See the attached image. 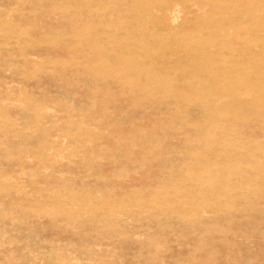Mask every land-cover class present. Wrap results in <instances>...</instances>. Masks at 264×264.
<instances>
[{"label":"rangeland","instance_id":"1","mask_svg":"<svg viewBox=\"0 0 264 264\" xmlns=\"http://www.w3.org/2000/svg\"><path fill=\"white\" fill-rule=\"evenodd\" d=\"M207 1L0 0V264H264V5Z\"/></svg>","mask_w":264,"mask_h":264},{"label":"bare ground","instance_id":"2","mask_svg":"<svg viewBox=\"0 0 264 264\" xmlns=\"http://www.w3.org/2000/svg\"><path fill=\"white\" fill-rule=\"evenodd\" d=\"M153 1L154 2H152L150 5V8L153 9V12L150 11V13H149L151 15H155L156 12H160L163 7L170 8L172 5H174L173 4L174 2H169V0H167L168 1L167 3H165L166 0H153ZM215 1H216V3H214V0H209V1H207V3L202 4V11L206 10V9H204L205 7L210 6V5H215V4H216L215 8L220 9V10L223 9V6L229 7L230 5H233V6L245 5V6L252 7L255 3L254 1H256V0H254V1L253 0H215ZM258 2H259V5H264V0H259ZM178 12H179L178 8H174V9L170 10L169 13L172 14V16H169V18L171 17L170 22L172 24L178 23V21L180 19V16H179L180 13L178 14ZM167 15L168 14H166V12H165L166 19L168 17Z\"/></svg>","mask_w":264,"mask_h":264}]
</instances>
